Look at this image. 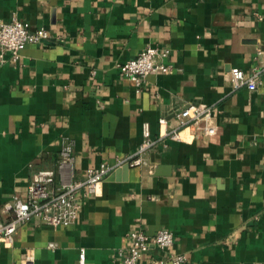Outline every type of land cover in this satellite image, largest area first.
I'll return each instance as SVG.
<instances>
[{"label": "crops", "instance_id": "obj_1", "mask_svg": "<svg viewBox=\"0 0 264 264\" xmlns=\"http://www.w3.org/2000/svg\"><path fill=\"white\" fill-rule=\"evenodd\" d=\"M14 16L50 37L0 60V210L56 168L65 138L78 180L135 154L146 124L162 140L81 196L75 223L21 225L0 264H122L138 230L172 231L185 264H264V0H0V21ZM147 47L172 71L138 91L120 68ZM233 68L261 72L258 89L235 90ZM189 105L214 111L186 129Z\"/></svg>", "mask_w": 264, "mask_h": 264}, {"label": "built area", "instance_id": "obj_2", "mask_svg": "<svg viewBox=\"0 0 264 264\" xmlns=\"http://www.w3.org/2000/svg\"><path fill=\"white\" fill-rule=\"evenodd\" d=\"M45 30H29L25 24L14 16L10 22L0 21V60L4 63L8 58L19 62L23 50L30 44H39L49 39ZM169 50L155 47L145 48L135 59L121 66V75L131 80L136 89L141 90L147 78L154 73L169 74L172 66L165 60ZM231 81L235 90L247 88L256 91L261 84V72L249 74L242 69L231 70ZM214 111L212 107L201 108L189 105L181 114L183 128L199 126ZM209 133L213 129L207 128ZM165 137L182 141L180 130H172ZM162 138H154L149 125L144 126L143 141L135 154L115 165L101 164L87 171L84 180L77 179L75 143L70 138L63 139L57 166L54 169L35 171L28 188L26 200L14 197L4 204L0 210V245L12 246L15 243L21 225L37 221L49 226L59 227L75 223L82 208L81 196L88 199L96 197L103 181L116 169L129 165H144L145 156ZM129 248L121 253L122 264H185L187 257L180 254H169L175 244V234L169 230H161L154 236H148L138 230L129 234ZM151 248L157 251L150 256ZM80 264H85V254H81Z\"/></svg>", "mask_w": 264, "mask_h": 264}, {"label": "water", "instance_id": "obj_3", "mask_svg": "<svg viewBox=\"0 0 264 264\" xmlns=\"http://www.w3.org/2000/svg\"><path fill=\"white\" fill-rule=\"evenodd\" d=\"M125 167H128L129 168L130 166L129 165H126Z\"/></svg>", "mask_w": 264, "mask_h": 264}]
</instances>
